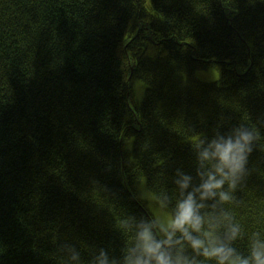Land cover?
I'll use <instances>...</instances> for the list:
<instances>
[{
    "label": "trees",
    "instance_id": "trees-1",
    "mask_svg": "<svg viewBox=\"0 0 264 264\" xmlns=\"http://www.w3.org/2000/svg\"><path fill=\"white\" fill-rule=\"evenodd\" d=\"M240 123L260 139L224 207L246 252L264 237V0H0V264H66L65 243L119 258L143 193L174 202L191 144Z\"/></svg>",
    "mask_w": 264,
    "mask_h": 264
},
{
    "label": "clouds",
    "instance_id": "clouds-1",
    "mask_svg": "<svg viewBox=\"0 0 264 264\" xmlns=\"http://www.w3.org/2000/svg\"><path fill=\"white\" fill-rule=\"evenodd\" d=\"M259 139V128L247 123L200 137L191 144L194 174L177 168L172 176L175 201L167 193L158 197L170 219L128 218L125 227L133 239L121 256L101 247L87 264H264V237L253 233L247 251H239L233 245L242 237V228L224 207L236 202L233 194L248 175L249 156ZM60 251L66 264H84L74 245L65 243Z\"/></svg>",
    "mask_w": 264,
    "mask_h": 264
},
{
    "label": "rangeland",
    "instance_id": "rangeland-1",
    "mask_svg": "<svg viewBox=\"0 0 264 264\" xmlns=\"http://www.w3.org/2000/svg\"><path fill=\"white\" fill-rule=\"evenodd\" d=\"M198 77L206 82H212V81H216L217 73L216 71L210 70L206 73H199ZM132 89L134 92V97L137 99H141L144 91L142 83L139 81H135L132 85ZM143 199L145 200L146 207L152 216L158 217L164 222H167V220L170 219L169 212L163 209L162 207H160L159 205H157L150 194L144 192Z\"/></svg>",
    "mask_w": 264,
    "mask_h": 264
}]
</instances>
